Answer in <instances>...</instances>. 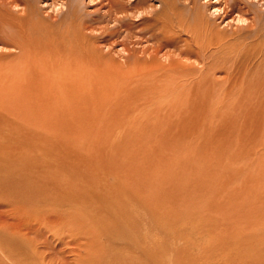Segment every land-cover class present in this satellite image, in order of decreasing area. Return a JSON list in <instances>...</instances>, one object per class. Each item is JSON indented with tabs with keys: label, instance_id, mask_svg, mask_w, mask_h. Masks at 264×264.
Listing matches in <instances>:
<instances>
[{
	"label": "rangeland",
	"instance_id": "374dc122",
	"mask_svg": "<svg viewBox=\"0 0 264 264\" xmlns=\"http://www.w3.org/2000/svg\"><path fill=\"white\" fill-rule=\"evenodd\" d=\"M3 1L18 15L28 9L36 22L46 23L43 32L63 37L66 44L87 36L102 49V64L110 71L125 63L126 47L134 55L160 44L142 27L111 32L121 26L115 15L124 16L121 23L137 22L138 14L151 11L150 4L163 11L158 0H143L138 17L116 14L113 0H19L12 8L14 0ZM117 1L130 6L136 0ZM218 3L197 0L194 6L178 0L187 6L180 8L189 22L194 12L198 17L205 11L230 31L237 14L215 16L212 6ZM253 3L250 17L264 10V2ZM177 51L164 46L160 61L168 62L166 53L177 60ZM180 58L179 65L196 68H189L192 75L184 67L175 69L179 79L189 77L177 90L184 97L164 94L161 82L122 84L118 79L112 90L107 86L109 97L102 92L98 101L90 99L102 112L82 118L74 129L70 117L54 122L59 116L41 119L26 110L7 72L19 63L18 50L0 43L5 81L0 90V264H126L143 253L163 264H264V65L229 69L238 79L233 87L225 72L210 84L209 71L198 67L195 54L188 61ZM203 87L213 93L198 95ZM118 99L122 102L109 112L108 103Z\"/></svg>",
	"mask_w": 264,
	"mask_h": 264
},
{
	"label": "bare ground",
	"instance_id": "6f19581e",
	"mask_svg": "<svg viewBox=\"0 0 264 264\" xmlns=\"http://www.w3.org/2000/svg\"><path fill=\"white\" fill-rule=\"evenodd\" d=\"M158 1L162 4L163 11L160 12L154 4H150L152 12L149 11L148 14L146 13L147 15H143V13L138 14L139 17L141 16V19L137 22L124 21V23H121L123 22L122 20H124V16H122V18L117 15L113 17V20H116L118 24H121V26L114 29V31H111L112 33L119 32L121 27H125V30L142 27V31H144L145 35H154V37L159 40L160 44H157L158 46L155 45L157 47H153L152 49L150 47L144 48L139 53L136 51L134 55H130L132 52L131 49L126 47V49H124V53L126 51L128 55H125V63L117 61L118 64L116 69L112 68L113 70L111 71L107 69L108 66L103 65L102 56L104 55L101 51L102 49H99V47H97L94 43L90 44L91 42L87 36H80L76 40V36L74 39L68 37V43L66 44L63 37L58 39L52 32H43L42 29L46 23L43 21L40 23L36 22V20L31 17V13L28 9H25L24 13L22 11V13L20 12L18 15L13 13L8 8L9 5H7V3H9V1L0 2L2 5L5 2L7 8L4 9L3 7L0 9V31L2 32L1 36L3 35V38H5V41H3V43L0 41V43L7 48H14L15 50H18V60H20L19 63L7 69L8 78L10 79L9 85H15L23 96L16 98H24L26 110L32 111L36 115L40 116L41 119L42 117L44 118V116L48 117V115L51 116V114H54V116L59 117H54L52 120H54V122H61V120H64L65 117H70L69 120L74 121V123H69V126L75 129L79 126L82 118L85 119L86 117V119L90 120L99 112H102V110H99V107H95L96 104H94V101H91L90 99H96V101H98L102 92L105 93V97H109L110 92L107 86L109 85V88L112 90L114 87L113 85L117 84L116 82H118V79L122 84L129 83L131 81H134V83L135 81H138L137 83H139V81L142 83L161 82L162 86L160 84L159 90L161 91L162 89L165 91L164 94H178L177 90L181 87V85L188 84L183 82L182 84L180 81L188 79L189 77L180 76L179 79V76L176 75L175 69H178L179 66L184 67L182 70L186 72V74L188 73L190 75L194 72L189 68L196 69L195 67H192L190 63L188 64V62L187 65H179L183 63L180 60V56L188 61V59H191V57L195 54L197 57L196 61L200 63L198 64V67L209 71L206 72L205 77L210 84L219 80L216 77L217 73L222 74L225 72L228 74V79H226V81H229L230 85L233 87H235V85L237 86L238 79L233 78L234 73L229 74V69L246 66L247 64H258L259 66L264 65V10H254L255 15H252L251 17L249 16L253 9V2H264V0H249V2H246V0H232L234 1L233 3H231L230 0H218L219 3L212 6V13L215 16L229 14V17H232V15L237 14V17H232V19L236 21V25L233 26L230 22L228 23L230 26H233L231 30L228 29L230 31H226V29L221 28V26L216 22V18L214 17L215 19H213L209 17L205 11H203L202 14L198 13V17L197 12H194V19L192 22H189L188 18L182 15L180 8H187V6H180L178 4V0ZM183 1L184 0H179V2L182 3ZM196 2L197 0H191V3H193L194 6ZM10 3V8H12V6L18 7L20 5L19 0L10 1ZM141 4L144 5L143 0H136L135 2L130 3V6L117 0H113L110 8H113L116 14L132 12V14L134 13L133 17H135L137 16V13L141 12V10H139L141 9V7H139ZM3 6H5V4ZM154 11L156 13L158 11L159 13H155L156 16L153 18ZM160 14L162 17L159 16ZM54 23L55 22H53L52 25ZM57 37L59 36L57 35ZM167 45H171L178 49L175 53L178 55L177 60L172 56V53L169 54L165 52L168 54L166 55L168 62H163L162 60L160 61L159 53L163 50L164 46ZM146 52H149L150 56H148L149 54ZM198 55H201V57ZM130 56L133 58L129 60L128 58H130ZM111 66L113 67V65ZM10 72L12 74H10ZM3 75L4 74L0 72V90L2 89L1 86L5 82L3 81ZM12 77L14 80H11ZM200 79V75H197L195 80L199 81ZM219 81H221V79ZM59 83H61V89L57 91L56 87L59 86ZM84 83H87L89 87L86 91L82 90L85 87ZM17 85H24L26 89L27 87H31V92L33 94H31L30 91H24ZM100 85L106 86L101 88ZM76 88H80V92H77ZM122 88L125 89L127 87L123 86ZM203 88H201L202 93L199 91L198 95L203 94L206 98L207 95L213 93L210 88L208 90L205 87ZM11 89L14 90V88ZM3 90L6 91L4 88ZM220 95L221 94L219 93L217 97H221ZM241 95H243V93ZM178 96L184 97L181 92H179ZM120 101L121 100L108 103L109 105L111 104L108 108L110 110L109 112H111L112 108L115 109V103L117 102L118 104ZM188 101L190 100H187V102ZM90 102H93V104L91 105ZM187 102H184L183 107L187 104ZM3 105L5 109L7 105ZM20 105H22V103ZM0 110L3 109L0 108ZM218 110L222 109L218 108ZM105 111H107V109ZM218 115L221 118L220 114ZM112 121L114 122L113 119ZM138 250L140 251V249ZM130 254L132 255V253ZM146 256L147 255L143 253V255H139L138 257H131L130 260L128 259L129 261H127L126 264H163V259H160L162 261L161 262L158 259H151V256L149 257L151 259L150 260L147 258L148 256ZM127 257L129 258V256ZM212 258H210V260ZM200 259L201 257L199 260ZM164 264L181 263L166 261ZM201 264L230 263L227 261L219 262L217 260L215 262H211L206 260V263L202 262Z\"/></svg>",
	"mask_w": 264,
	"mask_h": 264
}]
</instances>
